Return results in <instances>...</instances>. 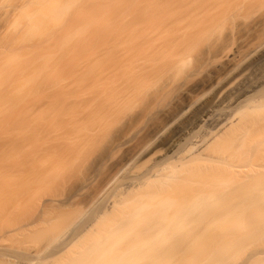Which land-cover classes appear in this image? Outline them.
Instances as JSON below:
<instances>
[{
    "label": "rangeland",
    "instance_id": "rangeland-1",
    "mask_svg": "<svg viewBox=\"0 0 264 264\" xmlns=\"http://www.w3.org/2000/svg\"><path fill=\"white\" fill-rule=\"evenodd\" d=\"M32 1L0 0V264H27L35 253H44V250L66 242L76 222L86 220L90 212L102 210L116 200L113 196L116 189L128 181L130 174H142L150 167L148 159L164 152V144L175 126L185 124L197 109L209 103L214 95H219L220 88L227 82L236 85L243 76L248 80L246 82L250 81L249 85L246 83V104H242L246 118L251 121L245 122L248 123V135L245 138L238 135L242 121L240 125L237 123L243 115L240 113L242 109L234 105L229 108L228 103L221 105L218 112L226 114V118L228 115L230 121L233 117L232 126L235 128L231 127V131L219 136L216 152H202L198 161L202 164L203 182L205 178L234 179L224 188L218 183L219 186H212L214 191L210 190L218 197L222 193L219 201L208 203L209 209L214 208L215 213L222 211L218 213L221 220L212 230L220 235L219 241L227 243L221 247L226 251L221 254V262L264 264V0H218V36L214 44L217 50L213 56L206 58L205 55L185 64L173 76L175 85L147 92L113 111H98V116L90 121L81 119L77 122L51 113L56 110L50 105L53 96L49 84L59 73L60 60L86 55L90 51L89 42L103 40L109 26L121 17L122 10L115 12L112 7L116 6L112 4L94 6L90 10L83 4L79 10L60 11L49 4L42 5V10L37 9L39 14L30 21L24 12ZM39 1L34 0L35 3ZM24 20L27 24L26 27L23 25L25 31L20 28L22 25L15 24H23ZM28 24L36 26L35 29H30ZM14 25L17 26L16 33L12 30ZM252 49H256L254 55L247 56ZM233 55H237L234 57L237 61L232 59L234 62H238V58L245 59L235 63L241 65L230 73L224 84L216 91H210L211 79L230 68ZM191 99L198 102L194 108L186 111L174 126L169 125L148 151L128 166L129 173L120 171L134 150ZM190 134L200 135L193 127ZM239 137L247 141L243 140L247 145L244 159L235 153V146L242 144ZM234 141L240 144L236 145ZM211 158L214 160L210 164H214L210 166L205 160ZM241 171L245 176L240 174ZM232 173L235 174L233 177ZM146 189L139 190V193ZM250 192L253 196H249ZM211 205L219 206L217 209ZM116 208L120 212V208ZM116 211L109 215V220L118 215ZM106 219L95 223L91 231L85 232L59 258L65 263V259L81 246L84 245L83 250L89 247L90 237L99 227L102 229ZM26 225L31 226L23 232H13ZM59 258L43 264H60Z\"/></svg>",
    "mask_w": 264,
    "mask_h": 264
},
{
    "label": "bare ground",
    "instance_id": "bare-ground-1",
    "mask_svg": "<svg viewBox=\"0 0 264 264\" xmlns=\"http://www.w3.org/2000/svg\"><path fill=\"white\" fill-rule=\"evenodd\" d=\"M49 4L60 11L80 9L83 4H86L90 10L94 6L105 7L111 4L116 6L112 7L115 12L120 13L122 10V15L120 14L121 17L116 22L118 24L109 26L103 40L96 43L93 40L89 42L90 51H87L86 55L84 53L72 59L60 60L59 73L57 71L58 74L49 84V88L53 96L50 105L56 110L51 113L62 119L90 121L98 116V111H113L147 92L166 89L171 84L175 85L173 76L185 64H189L192 60H200L205 55L206 58L213 56L217 50L214 44L218 36V0H40L39 3L33 0L27 4L29 7L25 6L28 7L27 9L24 8L26 19L34 20V16L39 14L37 9L42 10V5ZM88 8L86 10L89 11ZM25 20L23 24H15L19 27L22 25L20 28L23 30L27 25ZM13 27L14 32L17 26ZM28 27L35 29L36 26L31 27L28 24ZM17 31L15 30V33ZM25 42L23 40L24 44ZM255 52L256 49L249 50L247 56L250 57ZM238 53L236 51L235 54L238 55ZM236 56L233 55L230 59L234 63L230 64V68L220 76L211 79L209 85L207 84L210 91H216L231 75L230 73L241 65V63H235L245 59V57L241 60L238 58L236 62L237 59H234ZM246 81L248 80L243 76L236 85L230 82L222 85L223 87L220 88L222 92L219 95H214L209 103L197 109L185 124L173 128L171 136L164 144V152L148 159L151 165L144 173L130 174L132 176L129 175L128 181L116 189L113 195L116 200L114 199L102 210L90 212L86 220L76 222L72 235L66 242H62L57 247L55 245L54 248L51 246L52 249L46 250L47 252L44 250V253H35L27 260V264L55 261L67 253L85 232L91 231L95 223L108 218L116 210L118 217L115 215L111 220L108 218L109 221L106 219L103 221L105 225L103 223L101 225L102 229L99 227L95 233V230L93 231L94 235L89 239L91 243L88 242L90 245L85 244L89 247L83 250L84 245L81 246L82 250L79 248L76 253L73 252L71 257L76 255L73 258L67 257L65 263L61 260L62 258H59L60 264H223L221 254L226 251L221 247L226 246L227 243L219 241L220 235L212 231L215 230L216 222L221 220L218 213L222 211L218 210L219 212L215 213L214 208L211 210L208 206L211 202H217V199L219 201L222 198L221 192L218 197L210 190L214 191L213 187H216L218 183L221 188H224L233 178H229V181H224L223 178L221 180L205 178L203 182L201 179L203 176L200 174L202 164L199 163L198 156L209 150L216 152V143H218L216 140L219 136L226 131H231V127L235 128L232 126L234 123L232 116L230 121L228 115L226 118V114L224 116L218 112L217 108L225 103H228L227 107L230 105L232 108L234 105L233 107L242 109L240 113L244 116L240 115L237 123L239 125L241 123V132L238 131L241 134H237L244 138L246 134L248 135L249 128L246 124L251 121L246 118L247 113H244L246 110L244 98L246 99V83L249 85L250 81ZM196 102L195 99L189 100L179 112L170 116L164 126L155 129L150 138L134 150L121 166L120 171L127 173L128 166L136 163L148 151L152 142L171 125L174 126L186 111L194 108ZM240 121L245 125H242ZM192 127L196 128L200 135L198 134L197 137L191 135ZM59 132L60 130L56 131V134ZM240 140L242 144L238 143L240 145L235 146L237 148L235 153H239L241 158L247 152V145L243 144L245 139L240 138ZM238 144L236 142V145ZM222 154L224 155V152ZM220 155L218 158L221 157ZM207 160L205 161L208 165L214 164H210L214 159ZM210 166L208 168H211ZM243 171L240 174L245 176ZM233 175L235 174L232 173L231 177ZM262 182L264 184V179ZM200 185L206 186L205 190H203L204 187L200 189ZM143 188L150 190L145 192L146 189L139 193V190ZM250 194L249 196H253ZM214 204L216 205L215 202ZM215 205L211 206L216 207ZM116 207L120 208V212ZM233 208L234 206L232 210ZM29 226L31 225L21 226L13 232H23ZM99 237L104 238V244L96 243Z\"/></svg>",
    "mask_w": 264,
    "mask_h": 264
},
{
    "label": "clouds",
    "instance_id": "clouds-1",
    "mask_svg": "<svg viewBox=\"0 0 264 264\" xmlns=\"http://www.w3.org/2000/svg\"><path fill=\"white\" fill-rule=\"evenodd\" d=\"M96 243L97 244H104L105 243V240H104V238L103 237H99L98 239H97V241H96Z\"/></svg>",
    "mask_w": 264,
    "mask_h": 264
}]
</instances>
